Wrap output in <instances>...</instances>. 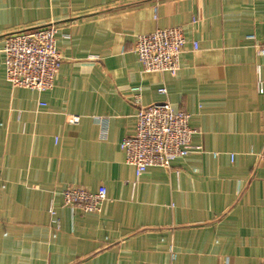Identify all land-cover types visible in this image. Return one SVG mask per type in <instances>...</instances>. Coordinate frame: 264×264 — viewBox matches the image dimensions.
<instances>
[{
	"label": "crops",
	"instance_id": "crops-1",
	"mask_svg": "<svg viewBox=\"0 0 264 264\" xmlns=\"http://www.w3.org/2000/svg\"><path fill=\"white\" fill-rule=\"evenodd\" d=\"M263 21L264 0H0V264H264ZM47 25L52 88L13 89L5 38ZM172 27L179 71L143 73L137 37ZM134 96L189 114L200 151L133 187ZM67 187H104L100 212L64 206Z\"/></svg>",
	"mask_w": 264,
	"mask_h": 264
},
{
	"label": "built area",
	"instance_id": "built-area-1",
	"mask_svg": "<svg viewBox=\"0 0 264 264\" xmlns=\"http://www.w3.org/2000/svg\"><path fill=\"white\" fill-rule=\"evenodd\" d=\"M197 20L193 19L192 24ZM264 22V21H263ZM56 27L30 28L13 32L5 38L3 66L5 79L10 86L35 90L38 93L49 91L61 67L62 58L56 48ZM247 40L254 42L259 55L264 56V45L259 46L253 35ZM187 40L183 27L157 29L137 37L133 52L142 66L143 73L174 76L180 67V56ZM193 51L198 50L196 42L191 43ZM257 91L262 93V81L257 80ZM165 95L166 89L160 88ZM137 107L134 133L120 143L125 163L134 168L136 185L149 168L168 169L177 159L200 151L191 145L195 131L190 127V115L174 111L167 102L142 105L138 96L133 97ZM78 117L69 119L77 123ZM106 189L99 187L95 192L84 188L67 187L62 192L63 205L80 209L86 213L100 212L106 200ZM53 216L54 213L50 211Z\"/></svg>",
	"mask_w": 264,
	"mask_h": 264
}]
</instances>
